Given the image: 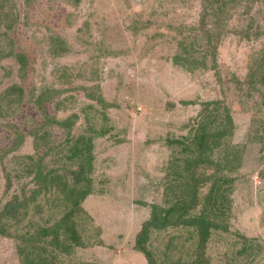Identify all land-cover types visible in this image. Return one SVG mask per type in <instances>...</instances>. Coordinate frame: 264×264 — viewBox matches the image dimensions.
<instances>
[{"label": "rangeland", "instance_id": "1", "mask_svg": "<svg viewBox=\"0 0 264 264\" xmlns=\"http://www.w3.org/2000/svg\"><path fill=\"white\" fill-rule=\"evenodd\" d=\"M201 3L0 0V45L27 57L23 71L13 56L0 57V96L14 83L24 91L22 101L7 110L0 102V149L15 143L0 159V208L22 188L29 195L36 187L24 172L30 162L23 156L39 159L41 173L70 175L77 167L67 157L71 142L92 136L90 193L75 217L84 245L60 252L56 264H147L135 236L151 204L164 202L171 173L183 163L175 140L191 136L208 101L211 110L218 107L212 111L218 112L216 121L228 109L233 125L214 154L234 157L228 163L233 168L225 170L232 178L228 230L211 235L206 253L213 264H264V6L248 4V14L245 2L228 9L214 42L215 59L206 52L204 66L186 67L174 61L176 55L201 60L205 43L197 36L216 30L211 15L200 26ZM70 117L71 128L56 122ZM62 199L55 188L42 190L40 210L30 211L28 219L51 223L66 210ZM191 232L156 230L147 246L158 264L166 249L167 264L189 262ZM243 236L257 244L252 259L236 254ZM17 243L0 235V264H20Z\"/></svg>", "mask_w": 264, "mask_h": 264}, {"label": "trees", "instance_id": "2", "mask_svg": "<svg viewBox=\"0 0 264 264\" xmlns=\"http://www.w3.org/2000/svg\"><path fill=\"white\" fill-rule=\"evenodd\" d=\"M71 2L77 4L79 0H71ZM242 2H245L246 8L243 13L246 14L250 9L248 4L251 6L254 2H260L264 6V0H202L200 26L204 29L207 16L211 15L216 24V30L213 33L210 29H204L197 36V40L205 43L201 60L181 55L184 59L182 60L180 55H176L174 61L186 67L193 62H201L204 66L205 63L202 60L205 58L206 52L214 60L217 47L214 42L227 24L226 12ZM9 47L3 49L0 45V57L13 56L19 63V70H25L26 55L14 52ZM261 60H264V49ZM23 94L21 85L14 83L2 93L0 102L5 103V110H7L8 107L19 104L23 99ZM44 97L43 93L36 96L35 103L41 106ZM211 104H213L212 101L203 104L201 119L194 127L191 136L175 140V143L181 147L180 152H184L183 163L179 166L176 165L178 168L171 173L173 178L167 183L164 202L151 204L150 216L142 222L141 228L135 236V248L143 253L147 264H158L154 251L147 246L151 234L156 230H164L169 227L190 228L191 233L195 236L193 241L191 240L194 247L190 251H186L191 256L190 261H173L172 264H213L206 253L208 241L213 233L228 230L230 213L228 190L232 178L225 174V170L233 168L228 163L234 155L225 153L226 157H221V153L219 157H216L214 150L216 147H220L225 137L230 136L233 125L228 109L219 114L221 119L219 122L216 121L218 112L212 113V111L217 110L218 107L214 106L211 110L209 108ZM74 120L75 117H70L56 122L61 126L71 128ZM209 123L212 124L211 127ZM102 128L104 129V127ZM103 129H100L99 132L101 133ZM73 140L69 146L70 155L67 157L75 159L77 167L70 171V175L55 171L41 173L40 163L37 162L39 159H35L33 155H27V157L25 155L23 161L28 158L30 163L28 166H24V172L26 175L32 176L36 187L30 191L29 195L22 188L19 194L5 201L0 208V235L14 237L18 241L16 250L20 264H56L60 252H68L73 247L84 245V237L78 229L79 223L75 217L83 212L81 203L90 193L91 181L88 173L92 167V136L79 135ZM13 147H15V143L6 150L0 149V159ZM203 166L212 169L211 173L201 171L200 168ZM207 183L209 184L207 191L201 192V188ZM51 188H55L61 193L62 200L64 203L67 202L66 210L61 217L54 219L49 224H37L31 217L28 219L29 212L40 210V206L36 202L37 195L42 190L50 191ZM25 219H28L22 226L25 229L17 232L16 226ZM45 221L48 222V219ZM167 248L170 249L168 246ZM255 248H257V244L253 239L243 236L241 246L236 250V254L252 259ZM163 253L165 256L162 264H167L166 258L170 255L167 249Z\"/></svg>", "mask_w": 264, "mask_h": 264}]
</instances>
